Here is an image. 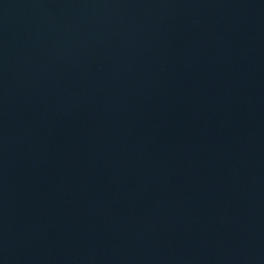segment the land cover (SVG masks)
<instances>
[{
    "label": "water",
    "instance_id": "obj_1",
    "mask_svg": "<svg viewBox=\"0 0 264 264\" xmlns=\"http://www.w3.org/2000/svg\"><path fill=\"white\" fill-rule=\"evenodd\" d=\"M0 264H264V0H0Z\"/></svg>",
    "mask_w": 264,
    "mask_h": 264
}]
</instances>
